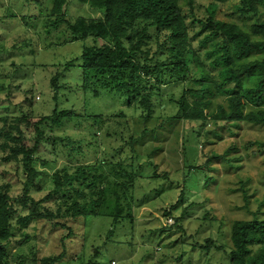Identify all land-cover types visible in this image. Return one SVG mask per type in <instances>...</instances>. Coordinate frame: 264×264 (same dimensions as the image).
Listing matches in <instances>:
<instances>
[{
  "label": "rangeland",
  "instance_id": "1",
  "mask_svg": "<svg viewBox=\"0 0 264 264\" xmlns=\"http://www.w3.org/2000/svg\"><path fill=\"white\" fill-rule=\"evenodd\" d=\"M52 5L53 0H0V132L25 115L50 116L55 108L74 111L63 125L42 127L65 141L58 142L55 154L52 145L44 143L34 156L35 167L44 173L40 188L33 189L34 201L52 192V176L65 165H96L110 176L120 163L134 176L129 190L132 218L114 224L107 211L110 216L60 219L68 229L36 218L24 226L15 218L9 245L13 264H41L63 252L65 258L58 264H229L233 222L249 221L254 215L264 219V125L224 128L222 123L201 127V122H180L174 118L178 109L169 104L180 100L178 83L162 88V98L155 97L154 115L144 121L147 114L139 107L138 94L129 102L124 93L102 89L95 80L85 82L78 66L65 73L60 81L65 88L55 99L51 79L62 65L79 57L84 45L105 42L94 37L71 42L65 28L48 30ZM179 5L191 36L200 27L196 21L209 18L212 5L217 7L215 20L240 25L247 32L264 22V5L247 16L239 12L238 1L179 0ZM66 9L71 21L100 16L78 0H68ZM206 49H200V61L215 75ZM254 83L255 79L245 80L243 90ZM226 99L208 96L204 114L216 115ZM27 136L33 139L31 133ZM232 147L236 150L228 153ZM22 172L19 163L0 164V181L11 185L14 199L22 194ZM58 200L63 203L61 198L44 200L42 206L57 211ZM18 210L28 215V210Z\"/></svg>",
  "mask_w": 264,
  "mask_h": 264
},
{
  "label": "trees",
  "instance_id": "2",
  "mask_svg": "<svg viewBox=\"0 0 264 264\" xmlns=\"http://www.w3.org/2000/svg\"><path fill=\"white\" fill-rule=\"evenodd\" d=\"M78 1L100 16H79L71 21L66 18L68 0H53L45 27L50 31L65 28L71 42L94 37L105 43L84 45L79 57L62 65L60 73L51 79L55 99L65 88L60 84L65 73L78 66L85 82L95 80L102 89L124 93L129 102L138 94L139 107L147 114L144 121L154 115L155 97L162 98V88L178 83L182 86L180 100L171 99L169 104L178 109L174 118L180 122H201V127L222 123L224 128L242 123L264 125V22L247 32L240 25L215 20L217 7L212 5L207 9L209 18L197 20L200 27L191 36L179 0ZM229 1H238L239 12L246 16L257 14L258 6L264 5V0H213ZM199 37L203 38L194 47ZM200 49H206V61L215 69V75L200 61ZM251 79H255L254 86L243 90L244 81ZM216 94L225 96L226 103L218 106L216 115L207 117V97L214 98ZM95 95L99 92L95 91ZM74 115V111L55 108L50 116L16 118L10 130L0 132V152L5 154L0 164H21L25 179L17 199L10 195L11 185L0 181V264H13L9 245L15 218L24 226L36 218L65 229L68 227L60 219H86L102 214L111 215L117 224L121 219L132 218L133 197L129 190L134 176L120 163V168H113L110 176L100 172L96 165H65L52 176L53 190L44 199L50 202L61 198L63 203L58 200V210L43 207L44 200L34 201L33 189L40 188L39 178L44 174L35 167L34 156L44 143H50L55 154L58 142L65 141L48 135L42 127H59ZM194 168L201 170L200 166ZM17 207L28 210V215L23 217ZM70 236L71 232L67 238ZM229 240V264H264V219L254 215L249 221L233 222ZM64 258L65 252L44 258L41 264H58Z\"/></svg>",
  "mask_w": 264,
  "mask_h": 264
},
{
  "label": "built area",
  "instance_id": "3",
  "mask_svg": "<svg viewBox=\"0 0 264 264\" xmlns=\"http://www.w3.org/2000/svg\"><path fill=\"white\" fill-rule=\"evenodd\" d=\"M168 223H172V221L171 220H169V221H167Z\"/></svg>",
  "mask_w": 264,
  "mask_h": 264
}]
</instances>
